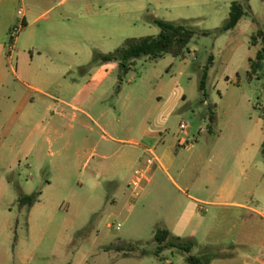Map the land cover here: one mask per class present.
I'll return each mask as SVG.
<instances>
[{
  "label": "rangeland",
  "instance_id": "rangeland-1",
  "mask_svg": "<svg viewBox=\"0 0 264 264\" xmlns=\"http://www.w3.org/2000/svg\"><path fill=\"white\" fill-rule=\"evenodd\" d=\"M233 1L237 0H112V6L108 8L111 15L115 16L113 23L118 29L119 40L106 45L104 53L121 47L124 41L121 39L156 36L158 29L149 22L154 16L186 25L196 32L187 47L188 51L181 58L164 55L160 59L150 60L142 57L135 60L127 73H123L117 63L112 62L114 67L108 70L109 77L101 88L106 89L107 94L97 104L99 108H134L138 104L142 105L141 108H154L157 101L155 89L159 84H167V87L171 78L176 77L177 94L184 95L185 99H179L180 108L184 109L173 119V125L180 120L184 126L180 131L181 137L188 139L192 150L201 149L203 153L202 164L195 166L193 158H187L182 150V156L186 158L177 159L175 166L169 170L175 183L188 194L192 192L190 188L186 190V186L194 182L196 167L204 171L209 166L215 172L214 186L222 181V176L217 173V161H209L211 148H214L215 154L222 150L220 158L224 169L229 170L235 178L240 177L234 166L240 144L213 141L220 135V130L225 139L228 137L231 132V124L227 122L230 114L234 116L237 128L245 133L253 128L259 132L264 124L260 113V108H264V79L251 82L245 79L248 59L254 57L257 51V47L250 43V36L257 29L264 31V0L248 2L251 18L255 21L252 27L244 32L237 29L219 32ZM25 3L32 6L31 0H25ZM41 3L53 5L54 0H42ZM49 7L45 6L42 11H47ZM103 9L104 2L96 11L102 12ZM57 10L54 8L46 13V18L39 21L37 31L52 20ZM82 15L85 17L87 14ZM245 20L251 21L250 18ZM77 22L71 20L67 24L70 34L74 32ZM21 31L18 36L22 34ZM202 33L209 35L203 36ZM36 43L44 47L50 45L45 39H36ZM52 49L44 50V53L56 63L55 72L60 68L64 76L54 79L45 91L66 101L71 100L84 83L82 77L85 74L94 67L109 64L91 65L92 51L96 49L91 50V54L87 49L81 53L78 48L71 46ZM210 55L213 65L208 72L205 89L208 104H201L202 93L198 90V84L201 68ZM95 95H98V91ZM139 97L142 98L140 101ZM33 100L34 108H42L35 95ZM162 101L168 108L172 99L166 101L162 97ZM211 108H215L218 125L208 132V120L205 117ZM67 123L73 127L70 138L77 142L80 137L77 121L67 120ZM235 136H241V133L236 132ZM192 138H197L198 142H190ZM40 145L38 140L36 148L28 157L21 155L18 148L16 160H11V157H7L6 161L0 160V264H23L25 257L31 254L28 252H34L30 264H187L186 255L178 249H164L160 256L153 255L157 247L153 240L155 231L165 228L173 233L177 227L184 225V216L189 211L186 208L189 203L186 196L179 193L161 170L157 168L152 173H146L150 181L143 180L137 189L130 187L135 175L127 170L120 171V188L116 192L105 174L110 160L105 162L106 168L101 172L91 171L95 167L94 162L83 171V163L74 161L75 145L67 153L72 165L62 174L56 166L57 157L50 153L55 147L52 150L44 147L39 151ZM256 161L261 163L264 170V156L258 153ZM38 192V203L29 210H18L20 193L31 195ZM95 202L102 206L94 216L89 211ZM199 207L213 211L210 206ZM197 216L205 217L204 224L193 236L189 234L192 224L185 232L194 242L190 254L199 256L208 249L213 257L211 264H227L220 255L232 254L233 248L225 246L226 238L219 245L213 244L209 238L211 235L208 236L205 230L209 215L202 212ZM181 218L182 223L179 222ZM29 220L35 226L34 239L29 237ZM110 245L122 248L131 246L133 251L128 253L126 248L123 251L110 250ZM233 262H238V258Z\"/></svg>",
  "mask_w": 264,
  "mask_h": 264
},
{
  "label": "crops",
  "instance_id": "crops-1",
  "mask_svg": "<svg viewBox=\"0 0 264 264\" xmlns=\"http://www.w3.org/2000/svg\"><path fill=\"white\" fill-rule=\"evenodd\" d=\"M31 1L30 7L25 0H0V160L6 161L7 157L16 160L18 148L21 155L28 157L40 140L39 151L44 147L48 150L55 147L50 153L57 157L56 166L65 174L72 165L67 153L76 145L74 161L83 163V171L94 162L95 167L91 171L101 172L106 168L105 162L110 160L105 174L116 192L120 188V171L127 170L133 175L140 172L146 181H150L145 174L158 168L189 201L184 225L177 227L173 233L167 229L172 238L189 239L185 235L187 227L192 224L189 234L193 236L205 220L204 216L197 214L207 213L209 216L205 230L208 236L211 235L209 238L213 240L212 243L219 245L226 238L225 246L235 249H232V254L220 255L227 264H264V220L258 214L264 207V170L261 163L256 161L264 142V124L259 132L253 128L245 133L237 128L235 118L230 114L227 122L231 124V132L228 137L225 139L220 130V135L213 141L240 144V151L234 161L240 177L235 178L229 170L224 169L220 158L222 150L215 154L214 148H211L209 161H217V173L222 176V181L214 186L215 172L209 166L204 171L196 167L194 182L186 186V190L190 188L192 193H186L172 179L169 170L175 166L177 159L184 157L182 150L187 158H193L195 166L202 164L203 153L201 149L192 150L188 139L181 137L180 124L183 123L180 120L173 125V119L184 109L180 108L179 99L184 100L185 96L177 94L178 79L172 77L167 87V84H159L155 89L157 101L154 108H141V104L134 108L97 107L107 94L106 89L101 88L109 77L108 70L114 67L112 63L94 67L85 74L82 77L84 83L71 100L52 96L45 89L54 79L63 78L64 73L60 68L55 72L56 63L44 50L71 46L78 48L81 53L87 49L91 54V50L96 49L99 51L94 50L92 54L95 51L106 54L103 48L119 40L118 29L113 23L115 16L108 9L112 6V0H54L53 5H43L42 0ZM102 2L105 9L96 11ZM45 6L51 7L43 12ZM54 8L58 9L56 15L37 31L39 21ZM19 10L21 14H18ZM83 13L87 15L83 17ZM85 18L95 21L87 22ZM71 20L78 22L70 34L67 24ZM18 23H23L22 34L10 47L8 33ZM254 24L243 18L232 30L244 32ZM36 39H45L50 42V47L39 45ZM96 91L98 95H95ZM33 95L42 108H34ZM162 97L166 101L172 99L168 108H165ZM141 99L139 97L138 101ZM261 116L264 120V115ZM67 120L77 121L80 134L77 142L70 138L73 127L66 124ZM205 120H208V115ZM217 125L215 114L212 129ZM236 132H240L241 136H235ZM190 142L196 143L198 139L192 138ZM185 145L187 148L184 149ZM91 205L93 207L89 212L95 216L102 205L98 202ZM113 205L116 206L115 203ZM200 205L210 206L213 211L203 209ZM34 230V223L29 220L28 232L32 239L35 238ZM28 253L31 254L25 257L23 264H30L34 252ZM236 258L238 262H233ZM231 259L234 260L231 262Z\"/></svg>",
  "mask_w": 264,
  "mask_h": 264
},
{
  "label": "trees",
  "instance_id": "trees-1",
  "mask_svg": "<svg viewBox=\"0 0 264 264\" xmlns=\"http://www.w3.org/2000/svg\"><path fill=\"white\" fill-rule=\"evenodd\" d=\"M249 0H237L231 2L229 6L228 17L219 32H226L234 29V27L243 19L250 18L252 22H255L251 18V10L248 5ZM149 22L158 29L156 36H145L140 38H127L124 40L121 47L110 53L94 52L91 65L97 63H117L119 69L123 73H127L136 59L142 57H148L151 60H157L164 55H170L174 58H181L184 52L188 51L187 47L191 42L196 32L191 28L183 24H177L173 22L164 21L158 18H150ZM203 36L209 35L208 33H202ZM250 43L254 46H258V49L253 58L248 59V70L245 72V79L247 82L253 80L264 79V31L257 29L250 36ZM213 65V57L210 55L204 66L201 68V76L198 84V90L202 93L201 104H204L207 98L205 92L206 83L208 78V72ZM214 108L208 109V125L207 130H212L215 122ZM261 115H264V108H260ZM261 154L264 156V142L261 145ZM40 193H34L31 195H25L20 193L17 199L18 210L23 208L29 210L35 203L39 202ZM154 242L157 247L153 252V255L158 257L164 249H178L185 256V262L187 264H209L213 259L209 254V250L205 249L199 256H193L190 254L194 242L191 239L181 240L179 238H172L170 233L165 228H159L155 231ZM127 249V252L133 251V247H119L110 245L108 249H115L117 251H123Z\"/></svg>",
  "mask_w": 264,
  "mask_h": 264
},
{
  "label": "built area",
  "instance_id": "built-area-1",
  "mask_svg": "<svg viewBox=\"0 0 264 264\" xmlns=\"http://www.w3.org/2000/svg\"><path fill=\"white\" fill-rule=\"evenodd\" d=\"M18 14H21V10L18 11ZM23 27V23H18L17 25H15L13 28H11V30L8 33V38H9V46L12 47L13 42L16 40L19 31L22 29ZM184 126L183 124H180V128L182 129ZM145 180V178L143 177V175L140 172H136L135 173V177L131 182L130 187H133V189H137L138 186L140 185V183ZM132 189L133 194L135 195L136 192L134 193ZM259 217L264 220V207H262L259 212Z\"/></svg>",
  "mask_w": 264,
  "mask_h": 264
}]
</instances>
